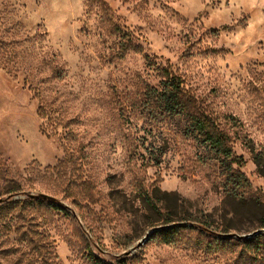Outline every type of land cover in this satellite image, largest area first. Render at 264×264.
Instances as JSON below:
<instances>
[{
	"label": "rangeland",
	"instance_id": "obj_1",
	"mask_svg": "<svg viewBox=\"0 0 264 264\" xmlns=\"http://www.w3.org/2000/svg\"><path fill=\"white\" fill-rule=\"evenodd\" d=\"M104 1L140 52L88 0H0V264H264V0ZM162 68L229 133L251 198L147 96ZM161 225L174 242L130 251Z\"/></svg>",
	"mask_w": 264,
	"mask_h": 264
},
{
	"label": "trees",
	"instance_id": "obj_2",
	"mask_svg": "<svg viewBox=\"0 0 264 264\" xmlns=\"http://www.w3.org/2000/svg\"><path fill=\"white\" fill-rule=\"evenodd\" d=\"M88 6H97L102 12V19L109 25L112 33L118 34L119 50L117 55L123 58L128 52H140L141 48L134 43V36L130 32L120 27L113 18L111 8L104 0H88ZM145 59H149L147 55ZM151 64V62H149ZM163 80L158 87H148L147 96L154 99L159 111L170 117L177 118L182 123V131L186 136H191L197 140L198 144L210 155V159L217 163L219 170L227 177L229 189H226L228 195L234 199L246 200L252 195L247 194L250 191V183L246 176L234 168L243 164L241 157L235 156L232 150V139L229 133L223 129L215 117L209 112L198 99L195 98L182 83V80L168 68L161 69ZM233 123L236 119L230 118ZM162 154V153H161ZM154 155L149 159L154 164L160 162V156ZM260 155L255 156V165L257 172L264 177V162ZM142 204L148 212H159L160 205L154 201L152 196L144 192L141 194ZM37 201L43 202L42 199ZM56 209H61L55 206ZM188 220V219H184ZM173 220H167L170 223ZM207 224L200 222L199 227L205 229ZM155 234L161 238V242L169 244L176 240L178 231L182 226L161 225ZM93 264H109L104 260L90 254Z\"/></svg>",
	"mask_w": 264,
	"mask_h": 264
},
{
	"label": "water",
	"instance_id": "obj_3",
	"mask_svg": "<svg viewBox=\"0 0 264 264\" xmlns=\"http://www.w3.org/2000/svg\"><path fill=\"white\" fill-rule=\"evenodd\" d=\"M29 198H32V199H42V200H48V201H55V198H53L52 196L50 195H47V194H44V193H39V194H28L27 195ZM4 201V199H0V204ZM161 227H155L153 229H151L150 231H148L142 239H140L136 245L134 247L131 248L130 251L140 247L145 241H147V239L149 238V235L151 232L153 231H156L158 229H160ZM254 234V233H253ZM253 234H250L248 236H252ZM224 236H227V237H232V236H237L235 234H224ZM237 237H240V238H244V237H247V236H237ZM125 254H129V252H125Z\"/></svg>",
	"mask_w": 264,
	"mask_h": 264
}]
</instances>
